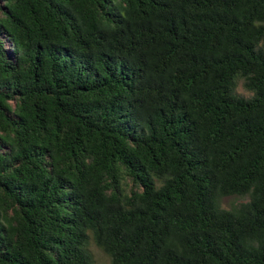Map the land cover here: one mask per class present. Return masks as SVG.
Masks as SVG:
<instances>
[{
	"label": "trees",
	"instance_id": "obj_1",
	"mask_svg": "<svg viewBox=\"0 0 264 264\" xmlns=\"http://www.w3.org/2000/svg\"><path fill=\"white\" fill-rule=\"evenodd\" d=\"M91 239L264 264V0H0V264Z\"/></svg>",
	"mask_w": 264,
	"mask_h": 264
},
{
	"label": "rangeland",
	"instance_id": "obj_2",
	"mask_svg": "<svg viewBox=\"0 0 264 264\" xmlns=\"http://www.w3.org/2000/svg\"><path fill=\"white\" fill-rule=\"evenodd\" d=\"M236 93L242 96L250 97L252 93L244 87V80L240 79L237 82ZM247 198L238 196H228L221 199V206L230 208L233 204L245 201ZM89 250L92 253L94 264H112L110 257L99 248L91 239L89 243Z\"/></svg>",
	"mask_w": 264,
	"mask_h": 264
}]
</instances>
